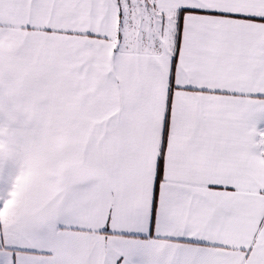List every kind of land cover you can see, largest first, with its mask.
<instances>
[{
	"label": "snow or ice",
	"instance_id": "1",
	"mask_svg": "<svg viewBox=\"0 0 264 264\" xmlns=\"http://www.w3.org/2000/svg\"><path fill=\"white\" fill-rule=\"evenodd\" d=\"M0 264H264V0H0Z\"/></svg>",
	"mask_w": 264,
	"mask_h": 264
}]
</instances>
